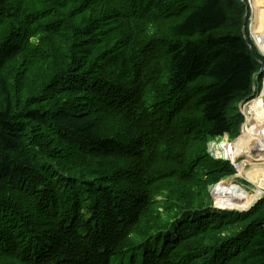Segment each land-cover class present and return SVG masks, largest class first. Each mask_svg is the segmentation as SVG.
I'll use <instances>...</instances> for the list:
<instances>
[{
    "label": "trees",
    "instance_id": "16d2710c",
    "mask_svg": "<svg viewBox=\"0 0 264 264\" xmlns=\"http://www.w3.org/2000/svg\"><path fill=\"white\" fill-rule=\"evenodd\" d=\"M248 24L243 0H0V264H264V197L207 188L264 76Z\"/></svg>",
    "mask_w": 264,
    "mask_h": 264
},
{
    "label": "rangeland",
    "instance_id": "374dc122",
    "mask_svg": "<svg viewBox=\"0 0 264 264\" xmlns=\"http://www.w3.org/2000/svg\"><path fill=\"white\" fill-rule=\"evenodd\" d=\"M248 1H250V0H248ZM249 6H250V10H249V14H250V16H249V25H250V17H251V5H250V2H249ZM263 18H264V14H263V16H262ZM262 31H263V33H264V21H263V24H262ZM250 35H251V38L253 39V40H255V38H253V36H252V34H251V31H250ZM255 44H256V47H257V50L258 51H260L261 52V50H260V47H259V44L257 43V41L255 40ZM262 53V52H261ZM263 54V53H262ZM253 99V100H252ZM260 101V102H259ZM246 102H248L247 104H244V103H246ZM259 103V104H258ZM238 104V109H239V111H241L242 110V112H243V104L244 105H247V106H252L253 105V107H255V108H257V107H259V106H261L262 104H264V76H263V79H262V82H261V86H260V88L259 89H255V92H254V95H253V97L252 98H250V99H248V100H245V101H243V102H240V103H237ZM243 114H245L246 115V113H244L243 112ZM235 121H237L238 123L240 122V117L239 116H237V117H235ZM244 122V117H243V120H242V122H241V124ZM257 123H258V125L259 126H263L264 127V110H263V113L261 114V116L260 117H258V119H257ZM241 124L239 125V128L238 127H236L235 129H234V131L232 132V133H228L227 134V136H223V140L225 141V143H226V153H228L229 152V146L231 145V144H233L234 142H235V140H236V144L235 145H237V144H240V145H242L244 148H245V150L246 151H249V152H251V149H252V147H253V145H254V143H256V140H258L259 141V136H260V134L259 133H257V134H252V138H254V139H256V140H251L250 139V135L249 136H247L248 134H249V132L248 131H246V129H244L242 132H241V129H240V126H241ZM236 137V138H235ZM235 138V139H234ZM234 139V140H233ZM222 145H224V144H222ZM224 147V146H223ZM225 148V147H224ZM261 148V147H260ZM233 149V146L232 147H230V150H232ZM260 153H264V150H263V152H260ZM251 157H252V155H251ZM245 171H247L246 172V175H247V177L248 178H250V180H252L253 182H254V184L257 186V185H259L261 182L258 180V179H260L259 178V172H263V174H264V163H252V165H251V167H249V168H247ZM252 173H255V179L254 178H252ZM233 176V175H232ZM232 176H229V178L228 179H232ZM264 177V175H262L261 176V179ZM224 179H221V182H220V184H219V187L220 186H223V187H225V184L226 183H224ZM236 182H238V183H244V180L242 179V178H238L237 179V181ZM228 183H229V187L228 186H226V187H228L229 189H231V188H235L236 186H235V184L234 183H232L231 182V180H229L228 181ZM247 183H245V185H246ZM254 184H249V187L252 189V193L253 194H248L243 188H239V190L240 191H242L243 193H244V197L246 198H249V199H245V203L246 204H244V205H242V206H240V203L238 202V200H237V202L238 203H236L235 204V202L234 201H231L232 202V207H236V208H242L243 207V209H248V205L253 201V200H255L257 197H258V195H259V193L257 194V192H258V187L256 188L255 186H254ZM215 187H218V186H216L215 185ZM264 187H262V189H263ZM255 189H256V192H254L255 191ZM243 193H241L240 192V194H243ZM233 195V193H230V194H228V195H221V196H226L227 197V199H226V201H225V203H226V206H228L229 204H230V198H231V196ZM234 196H236V195H234ZM211 197H212V202H211V204H215V205H218L217 204V201H218V196L217 195H215V194H211ZM231 209H234V208H229V209H226V210H231ZM235 210H237V209H235ZM239 211H241V210H239Z\"/></svg>",
    "mask_w": 264,
    "mask_h": 264
},
{
    "label": "built area",
    "instance_id": "2783aa9c",
    "mask_svg": "<svg viewBox=\"0 0 264 264\" xmlns=\"http://www.w3.org/2000/svg\"><path fill=\"white\" fill-rule=\"evenodd\" d=\"M248 102L244 103V104H247ZM243 104V112L246 113L243 114L244 115V122L243 124L241 125V132L246 129V131L249 132L248 136L250 137L251 140H256L254 138H252V134H257L259 133L260 136H259V141L256 140V143L254 144H258L260 143V141H264V135L261 134V129L262 127H258V123H257V119L258 117L261 116V114L263 113V110H264V107H262L261 110L259 109H253L252 106H247V105H244ZM242 112V110H241ZM242 112V113H243ZM220 142H223V141H220ZM211 147H210V153L211 154H216V146L214 144V142L212 141L211 142ZM236 143L234 142L233 144H231L229 146V152L228 153H225L224 155H226L225 159H228L230 160V162L234 165L235 169H236V174L232 177V181L233 183L235 184V188H231V191L234 193V195H232L231 197L236 199V200H242L243 198L240 197V190L239 188H243L248 194L249 193H252V189L249 187V185H245L243 183H238L236 182L238 178H242V179H247V176L244 172V169L248 166H251L252 163H261V162H264V157L261 156L259 154V152L256 150V148L252 147L251 149V153L254 155L252 157L249 158V156L247 155L246 153V150L245 148L240 145V144H237L235 145ZM233 146V149L230 150V147ZM221 180L216 184V186L218 187H215L213 191H211V194H215L218 196V201H217V204L216 206L218 207H221V208H231L229 206H226V199L227 197L226 196H221V195H225L223 193H220V192H217L218 189H219V184H220ZM250 184H254V183H251ZM255 186V184H254ZM256 187V186H255ZM264 195V188L261 189V192L258 196H263ZM247 198V197H246ZM258 199H255L253 200L247 207H250L252 204H254ZM234 209H237V210H245L243 208H234Z\"/></svg>",
    "mask_w": 264,
    "mask_h": 264
},
{
    "label": "clouds",
    "instance_id": "9594fccd",
    "mask_svg": "<svg viewBox=\"0 0 264 264\" xmlns=\"http://www.w3.org/2000/svg\"><path fill=\"white\" fill-rule=\"evenodd\" d=\"M248 1V0H247ZM248 3H249V1H248ZM247 9H249L250 10V6L249 7H247L246 8V11H247ZM245 16H246V13L244 14ZM249 16H250V14H249ZM243 18H244V16H243ZM245 30H246V28H245ZM248 34H249V37L251 38V35H250V25L248 24ZM247 35V34H246ZM248 37V36H247ZM252 39V38H251ZM252 41H253V43H254V45L256 46V44H255V40H253L252 39ZM251 47V46H250ZM257 48V47H256ZM260 52V51H259ZM261 53V52H260ZM261 55L264 57V54H262L261 53ZM263 63V62H262ZM261 68V67H260ZM260 70V69H259ZM264 71H262V72H259L258 71V74H261V73H263ZM254 92H255V88H254ZM253 100V99H252ZM252 107H253V105H252ZM262 107H264V104H262L261 106H259V107H257V108H255V107H253V109L255 110V109H259V110H261L262 109ZM240 113L242 114V116L244 117V115H243V113L240 111ZM258 127H262V129H261V134L262 135H264V127L263 126H258ZM240 129H241V127H240ZM227 134L228 133H224V134H222V135H217V136H214L213 138H211L208 142H207V152L209 153V155L212 157V158H214V159H217V160H224V161H227L231 166H232V168L234 169V173L232 174L233 176L236 174V169H235V167H234V165L230 162V160H228V159H225L226 157V155H224L225 153H226V143H225V141L223 140V136H227ZM248 136V135H247ZM236 138V137H235ZM234 138V139H235ZM233 139V140H234ZM214 142V144H215V146H216V154H211L210 153V147H211V142ZM220 141H223V142H220ZM235 142H236V140H235ZM222 144H224V145H222ZM225 148H224V147ZM253 147L254 148H256L257 147V151L259 152V154L261 155V156H263L264 157V153L262 154V153H260V152H263V150H264V141H260V143H258V144H254L253 145ZM261 147V148H260ZM252 154V153H251ZM252 156H254L253 154H252ZM250 158V157H249ZM261 163H264V162H261ZM249 167H251V166H249ZM248 166L244 169V172H245V170L247 169V168H249ZM245 174H246V172H245ZM232 175H228V176H223V177H221V178H219L217 181H215V182H213V183H211V184H209L208 185V193H209V195H210V197H211V191H213L214 190V188H215V185L221 180V179H224L225 181H224V183H226L225 184V187H223L222 189L221 188H219L218 189V191L217 192H220V193H223V194H225V195H228V194H230V193H233L232 191H231V189H229L228 187H226L227 186V181L226 180H228V178H229V176H232ZM232 176V177H233ZM247 176V175H246ZM233 179H231V182L233 183V181H232ZM244 180V183L243 184H245V183H247L246 185H249L250 184V182L251 183H254L252 180H250V178H248L247 177V179H243ZM251 185V184H250ZM256 186V185H255ZM257 188V187H256ZM254 192H256V189H255V191ZM261 192V191H260ZM249 194H253V193H249ZM260 194V193H259ZM233 195H234V193H233ZM262 197H264V195L263 196H258L256 199H260V198H262ZM211 199H212V197H211ZM257 200V201H258ZM256 201V202H257ZM211 202H212V200H211ZM212 205V207H214V208H216V209H219V210H222V208L221 207H218V206H216L215 204H211ZM229 209V208H228ZM241 211H243V210H241Z\"/></svg>",
    "mask_w": 264,
    "mask_h": 264
},
{
    "label": "bare ground",
    "instance_id": "6f19581e",
    "mask_svg": "<svg viewBox=\"0 0 264 264\" xmlns=\"http://www.w3.org/2000/svg\"><path fill=\"white\" fill-rule=\"evenodd\" d=\"M263 14H264V0H251L250 31H251L253 38H255V40L259 44L261 52L264 54V33L261 29L263 21H264V18L262 17ZM246 153L249 157H251V155H252L251 152L246 151ZM245 172H247V171H245ZM259 173H260L259 174L260 179H258V180L261 183L256 186V187H258L257 194L260 193L262 187H264V177L261 179V176L264 174H263V172H259ZM252 178L255 179V173H252ZM229 180L230 179L226 180L227 186L229 185V183H228ZM240 192L243 193L242 191H240ZM241 195H244V193ZM231 201H234L236 204V203H238L237 200L231 197L230 198V204L228 205L231 208H236V207H232L233 205H232Z\"/></svg>",
    "mask_w": 264,
    "mask_h": 264
},
{
    "label": "water",
    "instance_id": "95a60500",
    "mask_svg": "<svg viewBox=\"0 0 264 264\" xmlns=\"http://www.w3.org/2000/svg\"><path fill=\"white\" fill-rule=\"evenodd\" d=\"M243 1L246 3V8L249 7L248 1L247 0H243ZM242 32H243V37L246 40L247 44L249 45V48H250L251 53L253 54V49L250 47V43H249L248 37L246 35V30H245V15H244V18H243ZM262 71H264V63H261V68H260L259 72H262Z\"/></svg>",
    "mask_w": 264,
    "mask_h": 264
},
{
    "label": "crops",
    "instance_id": "0c3cea01",
    "mask_svg": "<svg viewBox=\"0 0 264 264\" xmlns=\"http://www.w3.org/2000/svg\"><path fill=\"white\" fill-rule=\"evenodd\" d=\"M242 24H243V21H242ZM242 34H243V32H242Z\"/></svg>",
    "mask_w": 264,
    "mask_h": 264
}]
</instances>
